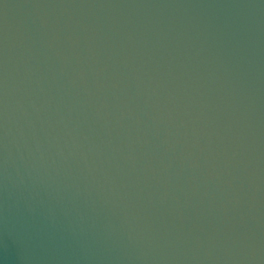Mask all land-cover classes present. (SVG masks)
<instances>
[{
  "label": "water",
  "instance_id": "1",
  "mask_svg": "<svg viewBox=\"0 0 264 264\" xmlns=\"http://www.w3.org/2000/svg\"><path fill=\"white\" fill-rule=\"evenodd\" d=\"M0 264H264V0H0Z\"/></svg>",
  "mask_w": 264,
  "mask_h": 264
}]
</instances>
